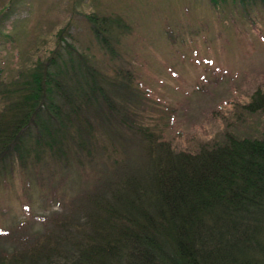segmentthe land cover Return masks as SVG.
<instances>
[{
  "label": "trees",
  "instance_id": "16d2710c",
  "mask_svg": "<svg viewBox=\"0 0 264 264\" xmlns=\"http://www.w3.org/2000/svg\"><path fill=\"white\" fill-rule=\"evenodd\" d=\"M84 19L106 67L72 21L48 57L0 79V183L17 172L56 206L0 224V264H264V138L176 152L138 112L134 71L115 65L127 24Z\"/></svg>",
  "mask_w": 264,
  "mask_h": 264
},
{
  "label": "rangeland",
  "instance_id": "374dc122",
  "mask_svg": "<svg viewBox=\"0 0 264 264\" xmlns=\"http://www.w3.org/2000/svg\"><path fill=\"white\" fill-rule=\"evenodd\" d=\"M92 13L127 24L115 65L128 63L134 71L146 109L138 112L176 152L231 137L264 138V8L229 1L215 8L208 0H0V79L48 57L56 34L72 21L79 46L106 67L85 29ZM69 187L65 202L73 196ZM37 188L17 172L7 187L0 183L2 226L55 210Z\"/></svg>",
  "mask_w": 264,
  "mask_h": 264
}]
</instances>
